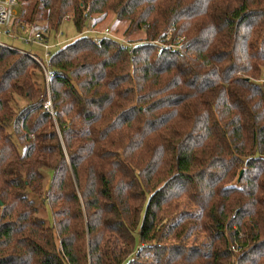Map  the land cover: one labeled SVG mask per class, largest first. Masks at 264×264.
<instances>
[{
    "label": "trees",
    "instance_id": "1",
    "mask_svg": "<svg viewBox=\"0 0 264 264\" xmlns=\"http://www.w3.org/2000/svg\"><path fill=\"white\" fill-rule=\"evenodd\" d=\"M15 1L77 34L0 45V264H264V0Z\"/></svg>",
    "mask_w": 264,
    "mask_h": 264
},
{
    "label": "rangeland",
    "instance_id": "2",
    "mask_svg": "<svg viewBox=\"0 0 264 264\" xmlns=\"http://www.w3.org/2000/svg\"><path fill=\"white\" fill-rule=\"evenodd\" d=\"M24 10H25V5L24 4H20V5L19 4H15L13 6V14H12V16L13 17L16 16L17 18H20L21 17L20 16L21 12H23ZM6 26H7L6 24L1 26L3 32L5 31V28H7ZM124 26H125L124 22L112 21L111 15H108L105 19L100 21V26L98 25L95 29L97 31H101V30H103L105 28H108L112 32L113 36L118 37L120 39V41L123 40L122 41L123 43L129 42V39L135 42L137 40H140L139 38H141V39L144 38V37H140L141 35H138V34L131 35L130 37H128L129 39L120 36L119 33L121 34L123 32ZM88 29H86V30H88ZM113 29L116 30V32H118V33H114ZM89 30H92V29H89ZM58 33L55 34L56 35L55 37H52L50 40L48 39V42L52 43V42L55 41V39H58L59 41L67 42L70 39H72L74 37V35L77 34V31L75 30V28L72 25V23L70 21H68V19L64 18V20L62 21V23H61V25L59 27ZM2 34L3 35L1 36V41L5 45L11 46V47H15V48H17L19 50H22L24 52H29V53H31L33 51H37L39 53L41 52V49H39L35 45L29 44L27 42H23L22 40L19 41V39H15V38L11 37V34H8V33H2ZM13 34H14V36L18 37V34H23V33H13ZM176 211H177L176 215L170 220L168 225L174 224L180 219L181 208H179ZM44 219H45L47 224H50L52 222V217H51L50 212H49L48 209L45 210ZM195 235L198 236V234L195 232L192 235H190L189 237H187L185 239V241L186 242H191L192 238H194ZM161 243L162 244L163 243L164 244L176 243V239L174 238V233L173 232L172 233L168 232L166 229H164V231L162 233V237H161ZM117 251H119V246L116 247V252ZM145 253H147V252H145Z\"/></svg>",
    "mask_w": 264,
    "mask_h": 264
},
{
    "label": "built area",
    "instance_id": "3",
    "mask_svg": "<svg viewBox=\"0 0 264 264\" xmlns=\"http://www.w3.org/2000/svg\"><path fill=\"white\" fill-rule=\"evenodd\" d=\"M15 4H16L15 0H0V45L6 46L9 48H14V47L3 44L1 41V36L3 35L2 33H8V34H11V37H13V38L20 39L23 42H27V43H34V44H37L39 47H41L42 48L41 56L40 55L38 56V55H35L32 53H29V56H31L40 65V67L43 69L44 74H45V80L47 81V74H46L47 60H48V57L50 55L51 48L54 45L58 44L59 41H57L55 44L49 43L48 40H46L39 31H36L34 29V24H31L28 26V32L26 34H18V37L14 36V34L10 30V28H5V31L3 32L1 26L6 24L9 20V18L12 16L13 6ZM66 19H68V17H66ZM97 32L99 35L97 37V39L101 38V37H111V38L115 37V36H113L112 32L108 28H105V29H103L101 31H97ZM115 39L120 41V39L118 37H115ZM122 41L123 40H121L120 43L127 44V43H123ZM97 42H98V40H97ZM17 50L21 53H28V52H24V51L19 50V49H17ZM259 83L264 86V80L263 79H260ZM44 108L46 111L51 112V104H50L49 99L46 101Z\"/></svg>",
    "mask_w": 264,
    "mask_h": 264
},
{
    "label": "crops",
    "instance_id": "4",
    "mask_svg": "<svg viewBox=\"0 0 264 264\" xmlns=\"http://www.w3.org/2000/svg\"><path fill=\"white\" fill-rule=\"evenodd\" d=\"M22 31V30H21ZM20 40V39H19ZM33 45H35V46H37L39 49H41L37 44H33ZM42 52V51H41ZM41 54V53H40Z\"/></svg>",
    "mask_w": 264,
    "mask_h": 264
}]
</instances>
